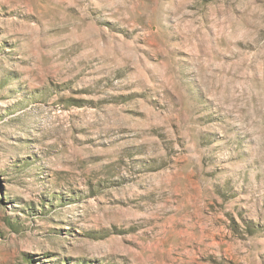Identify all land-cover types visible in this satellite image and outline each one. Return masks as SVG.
Masks as SVG:
<instances>
[{
  "label": "rangeland",
  "instance_id": "1",
  "mask_svg": "<svg viewBox=\"0 0 264 264\" xmlns=\"http://www.w3.org/2000/svg\"><path fill=\"white\" fill-rule=\"evenodd\" d=\"M0 264H264V0H0Z\"/></svg>",
  "mask_w": 264,
  "mask_h": 264
}]
</instances>
